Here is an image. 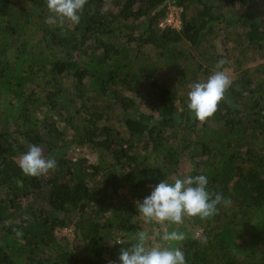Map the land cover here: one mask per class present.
Segmentation results:
<instances>
[{
  "label": "trees",
  "instance_id": "1",
  "mask_svg": "<svg viewBox=\"0 0 264 264\" xmlns=\"http://www.w3.org/2000/svg\"><path fill=\"white\" fill-rule=\"evenodd\" d=\"M173 3L179 29L161 25L169 0H88L63 26L45 22L47 0H0V264H120L141 230L125 192L174 182L183 158L231 203L164 222L186 237L165 247L187 264H264V0ZM220 59L232 83L200 122L190 85ZM30 144L55 170L22 172ZM84 145L95 163L71 153ZM70 226L80 249L55 235Z\"/></svg>",
  "mask_w": 264,
  "mask_h": 264
},
{
  "label": "clouds",
  "instance_id": "2",
  "mask_svg": "<svg viewBox=\"0 0 264 264\" xmlns=\"http://www.w3.org/2000/svg\"><path fill=\"white\" fill-rule=\"evenodd\" d=\"M87 3L88 0H47V8L52 15L45 22L59 23L61 26L65 22L79 24ZM226 63L225 59H220L216 65L217 70L205 82L190 85L187 107L200 122L215 114L231 86L228 71L223 69ZM18 167L25 175L39 177L55 170L57 162L54 157H46L41 146L30 144L28 151L20 156ZM207 185L208 179L204 175L176 178L172 183L162 180L142 202L136 201L138 213L145 223L155 221L182 224L185 216L202 220L211 218L218 213V205L227 206L231 201L220 193L210 192ZM13 231L17 238L23 236L22 229L14 228ZM185 238L184 233L176 230H165L161 236L165 242H181ZM150 239L147 231H138L136 242L120 250V264H187L180 248L147 246Z\"/></svg>",
  "mask_w": 264,
  "mask_h": 264
},
{
  "label": "rangeland",
  "instance_id": "3",
  "mask_svg": "<svg viewBox=\"0 0 264 264\" xmlns=\"http://www.w3.org/2000/svg\"><path fill=\"white\" fill-rule=\"evenodd\" d=\"M180 11H181V8L176 6L173 3V0H169L168 12H167V14L163 20V23L161 25L162 26L170 25L171 27L179 29L181 27ZM219 49H221L220 45H218L217 51ZM227 71H228V74L231 73V70H227ZM136 110L148 111V109L145 107H141V108L136 109ZM71 153L74 156L85 158V159H87L88 162H91V163H95L97 161V157H98V152L96 150H91V148H89L86 145L77 146L74 149L72 148ZM189 168H190L189 160L183 158V160L178 165L177 172L174 175V179L185 177L186 176L185 173ZM153 188L154 187H151L150 189H148V191H147L148 194H146V196L150 195ZM125 195H127L129 198H131L132 202L135 205H136V201L142 202V200L146 197L145 196L144 198L139 199L137 197H132L131 194L128 192H125ZM120 196L123 197L124 192L122 194H120ZM139 219H140L141 230L147 231L149 236L151 237V239L148 241L147 246L165 247L164 241L161 239V236H162L163 232L165 231V224L164 223H158L155 221H153L151 223H145L144 218L141 215H139ZM190 233L195 238L200 237V232L196 228H193L190 231ZM55 235L57 236V238L60 242H64V241L68 242L69 246H73L77 249H80L82 246V242H81L80 238L74 234L73 228L71 226L56 230ZM112 245H113L112 241H109L108 247H111Z\"/></svg>",
  "mask_w": 264,
  "mask_h": 264
},
{
  "label": "built area",
  "instance_id": "4",
  "mask_svg": "<svg viewBox=\"0 0 264 264\" xmlns=\"http://www.w3.org/2000/svg\"><path fill=\"white\" fill-rule=\"evenodd\" d=\"M162 23H163V22H162ZM162 23H161V24H162ZM169 26H170V25H169Z\"/></svg>",
  "mask_w": 264,
  "mask_h": 264
}]
</instances>
